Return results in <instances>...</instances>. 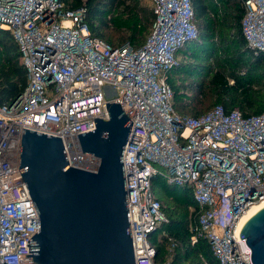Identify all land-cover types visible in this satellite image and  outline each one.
<instances>
[{"label":"built area","instance_id":"2783aa9c","mask_svg":"<svg viewBox=\"0 0 264 264\" xmlns=\"http://www.w3.org/2000/svg\"><path fill=\"white\" fill-rule=\"evenodd\" d=\"M150 1L151 33L136 48L93 35L84 6L0 0V29L12 33L27 70L25 89L0 100V264H34L27 244L41 230L19 169L23 128L61 137L72 166L96 171L100 160L82 151L78 134L95 129L96 117L109 118L108 101L133 121L122 158L135 264H171L157 259L152 241L167 222L155 176L191 191L199 206L192 244L206 239L219 264H254L240 222L264 200V111L246 115L217 104L199 116L178 113L168 78L180 50L198 37L193 1ZM243 3L242 33L259 55L264 0ZM164 236L175 247L167 232L157 238Z\"/></svg>","mask_w":264,"mask_h":264},{"label":"water","instance_id":"95a60500","mask_svg":"<svg viewBox=\"0 0 264 264\" xmlns=\"http://www.w3.org/2000/svg\"><path fill=\"white\" fill-rule=\"evenodd\" d=\"M106 104L109 118L78 134L82 151L100 160L96 171L72 166L61 137L23 128L19 169L41 223L27 244L34 264H135L122 158L133 121L119 102ZM240 236L264 264V205Z\"/></svg>","mask_w":264,"mask_h":264},{"label":"trees","instance_id":"16d2710c","mask_svg":"<svg viewBox=\"0 0 264 264\" xmlns=\"http://www.w3.org/2000/svg\"><path fill=\"white\" fill-rule=\"evenodd\" d=\"M192 1L195 21L198 25V37L192 42L199 44L208 55L219 52L225 58L224 68L220 67L209 73L210 83L218 89L219 103L217 104H223L228 110L239 109L246 115L263 112L264 84L256 80V72L260 65L264 66V53L256 55L242 33L241 20L245 13L243 0ZM64 2L70 10L86 7V21L92 34L105 39L112 45L115 44L104 37L105 28H115L123 33L120 36L121 39L128 38L135 44L140 40V45L131 44L137 48L143 45L141 39L148 31L149 24H153L154 21L151 9L149 18L145 20L140 18L139 26V13L134 15L133 10L132 12L126 10L134 4V0H64ZM125 14L128 18H124ZM125 31H128L129 34L125 35ZM189 49L184 46L180 52L182 50L190 51ZM197 67L200 68L196 63L178 62L169 73L168 80L175 93L174 107L182 115H187V110L195 113V116L203 113H198L197 107L191 105L190 87L176 82L173 75L175 72L198 75L200 69L198 70ZM26 85L27 70L22 62L18 44L10 31L0 29V100L6 103L11 102L25 89ZM198 86V93H202V84L199 83ZM153 189L160 199L164 211L161 191H179L185 196L181 200L185 207L182 208V205L178 204L168 210L167 222L163 223L159 229L160 232H167L175 242V254L171 257L170 263L205 264L206 259L211 264H219L213 257L206 239H199L196 244L191 243L192 226L199 212V206L195 203L191 191L172 187L159 176L153 178ZM170 191L168 192L170 193ZM190 208L193 209L190 214L193 217L191 222L188 218ZM167 238L164 236L158 239L156 233L152 237V241L157 244L158 248L157 259L163 263L167 261L165 245L168 243Z\"/></svg>","mask_w":264,"mask_h":264},{"label":"rangeland","instance_id":"374dc122","mask_svg":"<svg viewBox=\"0 0 264 264\" xmlns=\"http://www.w3.org/2000/svg\"><path fill=\"white\" fill-rule=\"evenodd\" d=\"M134 4L126 9L129 12L134 11L135 13H139V26H140V18L145 20L146 18H149L151 15V9H152V4L150 0H134ZM138 6V7H137ZM133 16L132 14H130ZM124 18H128L127 15H124ZM130 18V17H129ZM151 28H152V23L149 24L148 26V31L146 34L142 37L141 41L142 43H145L147 38L149 37L151 33ZM131 31V30H130ZM129 31V32H130ZM104 37L114 43L115 45L119 44H126L130 43L135 45H140V40L137 41L135 44L128 38H123L121 39V35L123 34L122 32L117 31L115 28L109 27L104 29ZM128 31H125V35H128ZM185 47L190 48V51H185L182 50V52L178 55V61L179 62H185V63H191V64H199L200 68L199 74H191L189 75L188 73L184 72H175L174 73V78L176 82H181L184 85H188L190 87L189 89V95L192 97V103L191 105H195L197 107L198 113H204L208 110H210L212 107H214L218 101V89L210 83V76L209 73L211 70H217L218 68H224L223 62L225 61V58L223 55L219 52H214L213 54L211 53L210 55L206 54L204 50L199 46V44L193 43L192 41L187 42ZM196 67V66H194ZM257 77L256 80H258L261 84H264V66L260 65L259 68L257 69ZM201 83L203 87L202 93H198L199 91L197 88H199L198 84ZM187 115H192L195 116V113H192L191 111L187 110L186 111ZM167 188V187H166ZM168 189V188H167ZM167 191H161V197L162 201L165 207V212L166 216H168V210H171L174 206L180 204L182 205L181 207L184 208L185 206L182 204L181 200L185 198V196L180 193L179 191H170V193ZM193 209H189V221H193V217H191V212ZM160 231L156 233V235L159 236ZM166 245V259L171 262V257L174 256L175 254V247L170 245V244H165Z\"/></svg>","mask_w":264,"mask_h":264},{"label":"bare ground","instance_id":"6f19581e","mask_svg":"<svg viewBox=\"0 0 264 264\" xmlns=\"http://www.w3.org/2000/svg\"><path fill=\"white\" fill-rule=\"evenodd\" d=\"M19 155V151L16 150L15 152V156L18 157ZM264 205V200L260 201L259 203H257L255 206H253L251 208V210L242 218L241 222H240V227H242L244 225V223L247 221V219L257 210L259 209L261 206Z\"/></svg>","mask_w":264,"mask_h":264},{"label":"crops","instance_id":"0c3cea01","mask_svg":"<svg viewBox=\"0 0 264 264\" xmlns=\"http://www.w3.org/2000/svg\"><path fill=\"white\" fill-rule=\"evenodd\" d=\"M181 52H182V51H181ZM181 52H180V53H181Z\"/></svg>","mask_w":264,"mask_h":264}]
</instances>
